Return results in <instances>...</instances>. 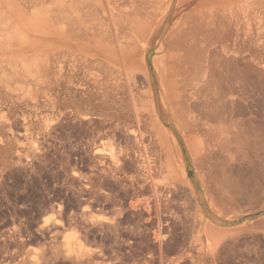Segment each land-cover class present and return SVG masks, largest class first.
<instances>
[{"label": "bare ground", "instance_id": "6f19581e", "mask_svg": "<svg viewBox=\"0 0 264 264\" xmlns=\"http://www.w3.org/2000/svg\"><path fill=\"white\" fill-rule=\"evenodd\" d=\"M66 122L70 152L89 144L155 220L159 264L174 222L193 264H264V0H0V264H41L58 222L23 221L15 176L63 145ZM61 252L92 249L72 231Z\"/></svg>", "mask_w": 264, "mask_h": 264}, {"label": "rangeland", "instance_id": "374dc122", "mask_svg": "<svg viewBox=\"0 0 264 264\" xmlns=\"http://www.w3.org/2000/svg\"><path fill=\"white\" fill-rule=\"evenodd\" d=\"M70 125H71V123H69V122H66V124L64 123V129L62 131L64 133V136H65L64 140H63V145L62 146L60 145V148L55 147V149H54L55 151L54 150L51 151V149L54 148V147H51L46 152V154L44 156L43 155L39 156V158L42 157L41 160L37 158V160H39L36 162L37 163L36 169L38 170V172H37V170H35V172L31 173L32 175L33 174L35 175V176L33 175L34 177H36V183H35L34 187L32 185V182H30L31 180L29 179V175L31 176V174H29V172L28 173L22 172L20 174H16V176H15V180H17L16 187L18 189L15 188V191L13 190V195L23 197L21 202L25 200L24 203L23 202L18 203V206L20 205V207H19L20 209L24 208V210L26 209V211H28V209H29L28 214L25 217H23V219H24L23 221L25 222V219H28V221L32 220L33 222L36 221L38 223H41L42 218L44 219V218L50 217V218L54 219L53 221L57 220V222H58L57 229H54L53 231L44 232L45 235L44 236L40 235L41 237H39V239H38L39 249H41L43 252V253L41 252L43 254L41 264H105V262H106V264H113V263L119 264L120 259H119L118 255L122 254L123 252L124 253L122 255H123L125 264H128L129 262H130L129 264H131V263H133V264H149V262H151L152 260H153L152 262H154V263L151 262V264H157V263L159 264L160 263L159 251L157 250L158 249V243L154 237L155 235H153L154 234V223H156V222H154L155 220L152 219L153 223L149 224V222H147L143 217L138 215L136 208H135L136 211H134V207L133 206L131 207V205L129 204V201H130L129 197L131 195V192L133 191L132 190L133 188L131 189V186H129L126 183H125V185L118 183V176L122 175L121 173H118V172H121V171L117 170L118 172L115 173L116 170L115 171L112 170L114 168L112 165H110L108 162H105L103 160L101 161V159L98 157L96 158L95 156H93L94 155L93 153L90 154L92 152V150H91V147H89V144H86L84 141H78L76 144L74 141H72V144H74V145L76 144V147H75L76 153H75V151H74V154H73V152H70L71 148L68 145H71V144H69V138L67 136L69 133L68 131H69ZM66 143H68V144L66 145ZM58 149H60V150H58ZM77 150H78V152H77ZM81 159H83V160H81ZM82 164H84V165H82ZM103 164H104V166H103ZM106 164H108V165H106ZM126 164H125L126 165V172H128V174H129L132 171V165L130 164V162H128L127 159H126ZM37 166H38V168H37ZM99 167H101V168H99ZM58 168H60V169H58ZM102 171L105 172V174ZM23 174H27V175L22 176ZM106 174H107V176H104ZM126 175H127V173H126ZM25 176H27V177H25ZM121 177H123V175ZM24 179L26 182L24 181ZM105 182H106V184L111 183L112 187L110 186L111 184L109 186H108V184L107 185L104 184ZM69 184H71V185H69ZM21 185L23 188L21 187ZM116 186H118V187L115 188ZM119 187H121L122 190H121V188L119 189ZM106 188H107V190H105ZM23 189H25L24 190L25 192L22 191ZM116 189H119V191ZM26 190H27V192H26ZM110 190H112L113 193ZM130 190H131V192H130ZM18 191H19V193L21 192L20 195H19ZM14 192H17V193H14ZM22 193L25 195H23ZM21 195H23V196H21ZM27 195H30V197H28L29 199L24 198ZM126 195H127V197H126ZM120 196H121V198H120ZM118 197L120 198V200ZM116 198H117V200H116ZM26 199H28V200H26ZM80 200H82V201H80ZM118 200L120 202H118ZM82 203H84V205H82ZM119 203H121V204H119ZM125 203H126V205H125ZM130 208H132V209H130ZM106 210H107V212H106ZM122 210H123V212H121ZM116 211H117V213L114 216V212H116ZM30 212H31V214H30ZM87 213L89 216L87 215ZM94 214H96V215H94ZM99 215L101 216V218L102 217L104 218L103 220L101 219L102 222H104V223H102L101 220H98L100 217ZM134 215H135V217L139 216L140 218L137 217L138 219L137 218L135 219ZM111 217L114 218L113 221L118 220V219L123 220V221H121L122 225L120 224L116 228L117 234H115V232L112 231L111 228H109V231L106 228V226H108L111 222H113ZM105 218L108 219V221L105 220ZM134 220L136 222L138 220L139 221L136 223V222H134ZM144 220H145V222H144ZM125 221H127V222H125ZM131 221L133 222V224ZM36 222H35V224H36L35 227L38 226V223H36ZM88 222H90V223H88ZM105 223H107V224H105ZM113 223H115V222H113ZM129 223H130V225H129ZM135 223L136 224L139 223V225L141 227L142 226H144V227H142V229H141V227L135 225ZM140 223L143 225H141ZM174 223H173V225H174V229H175V231H174L175 234L172 232L174 235H172V233H170L163 240V241H165L164 245H163V248H164L163 250H164V252L169 254V256H168V254L163 252L164 253L163 255L166 256V260H164V262L169 263L168 261H171V259L176 260L179 256H181L182 258L180 260L177 259L178 264H180V263L181 264H183V263L184 264H193L190 260V257L188 256V253H190V251L195 253L196 248L194 247L195 245L192 242L193 238L191 237L190 233H187V231H182V233H181L182 226L179 227L180 225L176 224L177 222L175 224ZM102 224H104V227L106 229L103 227ZM120 226H122V227H120ZM134 226H136L137 228ZM133 227H134V229H133ZM177 227L181 228V230L180 229L178 230ZM118 228H119V230H118ZM123 228H124V230H123ZM125 228L126 229L128 228L131 233L128 231V229L126 230ZM72 231L76 232L80 236V238L83 240V242L86 244V246L88 248L92 249V253L89 256L87 255L84 258L77 260L74 257H73L74 259H72V257H67V256L65 257L64 254L62 255L61 250H62V243L64 240V235H66ZM135 231H136V234H135ZM111 232H114V233H111ZM118 232H120V234H123V235H121L122 237L121 236L118 237V234H119ZM126 233L127 234L130 233L132 236L130 234H129L130 236H128ZM108 234H110V235H108ZM107 235L110 236V237H108L110 240L107 238ZM115 235L117 238L115 237ZM124 235H126V236L124 237ZM127 237H128V239H127ZM133 237H134V239H133ZM105 238H107V239H105ZM129 238H132V239H129ZM187 239H189V240H187ZM118 240H119V242L122 241V243H123L122 251H120V252L117 251L118 250L117 249V246H118L117 243H119ZM128 240L130 241L129 244H128ZM132 240H133V242H132ZM240 240L246 241V238L245 239L240 238ZM123 241H126V242H123ZM114 243H115V246H114ZM122 243H121V245H122ZM188 243H189V245H188ZM126 245L127 246L132 245L133 249L132 250L130 249L131 250L130 251ZM187 245L189 246V248H184V247H188ZM252 245L253 244H250V245H248V247H250ZM42 246H43V248H42ZM52 246H54V247H52ZM106 246L108 249L106 248ZM109 246H110V248H109ZM241 247H246V246L242 245ZM125 248H126V250H125ZM165 248L169 252L166 251ZM182 248H184L185 250L182 251ZM190 248L192 250H190ZM115 249H117V250H115ZM52 250H54V251H52ZM129 251H130V254H129ZM112 252L115 253V256ZM125 252L128 256V258H126V259H125V257H127V256H126ZM178 252H179V254H176ZM118 253H120V254H118ZM134 253H135V255H133ZM150 253H152V254L150 255ZM153 254L154 255L157 254L158 256L156 255L157 256L156 257ZM132 255L134 256L135 259L136 258L137 259L134 260ZM174 255H175V257H174ZM110 256H112V257L110 258ZM131 256H132V258H130ZM151 256L155 259H153ZM167 256H168L169 260H167ZM108 258H110V259H108ZM156 258H158V259L156 260ZM185 258H187V259H185ZM54 259H56V260L54 261ZM142 259H144V260H142ZM50 260H52V261H50ZM108 260H109V262H107ZM111 260H113V261L115 260V261L113 262ZM131 260H132V262H131ZM145 260H146V262H145ZM164 262L162 261L161 264H166Z\"/></svg>", "mask_w": 264, "mask_h": 264}]
</instances>
